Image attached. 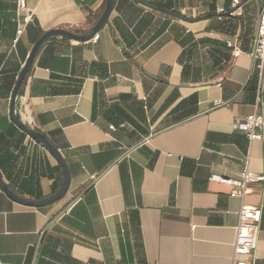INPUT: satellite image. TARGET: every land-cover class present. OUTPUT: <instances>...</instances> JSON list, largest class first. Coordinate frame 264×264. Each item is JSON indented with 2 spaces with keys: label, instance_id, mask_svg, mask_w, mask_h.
Instances as JSON below:
<instances>
[{
  "label": "crops",
  "instance_id": "1",
  "mask_svg": "<svg viewBox=\"0 0 264 264\" xmlns=\"http://www.w3.org/2000/svg\"><path fill=\"white\" fill-rule=\"evenodd\" d=\"M26 1L34 16L16 42L17 0H0V174L41 200L63 170L11 121L13 90L46 32L88 34L107 0ZM263 3L233 14L232 0H116L98 41L46 42L18 108L62 152L70 188L43 207L0 193V264H233L243 205L262 219L242 260L264 264V181L241 198L211 180L264 176V140L236 126L255 111Z\"/></svg>",
  "mask_w": 264,
  "mask_h": 264
},
{
  "label": "built area",
  "instance_id": "2",
  "mask_svg": "<svg viewBox=\"0 0 264 264\" xmlns=\"http://www.w3.org/2000/svg\"><path fill=\"white\" fill-rule=\"evenodd\" d=\"M250 0H232L231 13H236L240 6ZM16 11L18 15V28L16 42L24 34L26 27L33 20V11L28 7L26 0H17ZM97 35L93 41H98ZM233 47V43H228ZM254 62V71L257 74L256 103L253 114L247 116L236 126L240 128L251 140H264V3L260 10L256 33L251 53ZM111 129H114L111 126ZM211 180L225 182L234 187L233 194L244 198L248 193L251 183L263 182L264 176L254 174L246 167L240 180H226L220 176H212ZM3 190L0 187V193ZM262 219V208L243 205L239 212V223L237 226L234 245L233 264H246L242 257L253 253L258 244L259 226Z\"/></svg>",
  "mask_w": 264,
  "mask_h": 264
},
{
  "label": "water",
  "instance_id": "3",
  "mask_svg": "<svg viewBox=\"0 0 264 264\" xmlns=\"http://www.w3.org/2000/svg\"><path fill=\"white\" fill-rule=\"evenodd\" d=\"M115 3L116 0H107L106 8L101 18L88 34L81 35L63 28H55L46 32L36 42L32 52L29 55L27 62L25 63V65L23 66L20 72V75L17 79L11 98V113H10L11 121L22 132L26 133L33 140H35L37 143L42 145L56 158V160L59 162L63 170V176H64L62 187L59 189L58 192L45 199L31 200L21 197L14 190H12L9 187V185L6 183V181L3 179L2 175L0 174L1 189L4 190L10 198H12L13 200H15L20 204L31 207H43L53 204L58 200L62 199L66 195V193L69 191L70 183H71L70 170L62 152L50 141V139L45 134L27 125L20 116V110L18 108V100L20 98V93L23 84L31 71V68L35 62L36 57L38 56V54L40 53L42 47L45 45L46 42H48L53 38H66L78 42L92 41L98 35V33L106 26L109 17L114 9Z\"/></svg>",
  "mask_w": 264,
  "mask_h": 264
},
{
  "label": "trees",
  "instance_id": "4",
  "mask_svg": "<svg viewBox=\"0 0 264 264\" xmlns=\"http://www.w3.org/2000/svg\"><path fill=\"white\" fill-rule=\"evenodd\" d=\"M155 7H160V6H158V5H154Z\"/></svg>",
  "mask_w": 264,
  "mask_h": 264
}]
</instances>
